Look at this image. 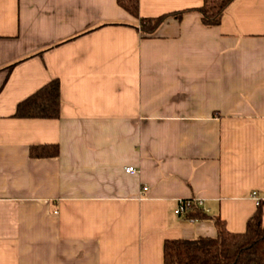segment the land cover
I'll return each instance as SVG.
<instances>
[{"label": "crops", "instance_id": "0c3cea01", "mask_svg": "<svg viewBox=\"0 0 264 264\" xmlns=\"http://www.w3.org/2000/svg\"><path fill=\"white\" fill-rule=\"evenodd\" d=\"M202 3L139 0L166 16L145 35L117 0H0V264H163L216 218L243 232L253 191L264 220V0L215 26ZM52 79L59 117L13 116Z\"/></svg>", "mask_w": 264, "mask_h": 264}, {"label": "trees", "instance_id": "16d2710c", "mask_svg": "<svg viewBox=\"0 0 264 264\" xmlns=\"http://www.w3.org/2000/svg\"><path fill=\"white\" fill-rule=\"evenodd\" d=\"M233 2L234 0H203L202 5L193 10L199 13L203 25L215 26L220 23L223 14ZM117 3L135 19L131 24H134L141 34H152L166 17H141L139 0H117ZM184 12L173 15L180 17ZM59 106V81L52 79L20 101L13 116L57 118ZM57 153V145L46 144L30 148V155L33 157H52ZM260 206L261 203L247 220L243 232L228 231L224 222L216 218V235L213 237L166 239L163 244V264H264V220ZM204 215L200 208L194 207L184 217L202 218Z\"/></svg>", "mask_w": 264, "mask_h": 264}, {"label": "built area", "instance_id": "2783aa9c", "mask_svg": "<svg viewBox=\"0 0 264 264\" xmlns=\"http://www.w3.org/2000/svg\"><path fill=\"white\" fill-rule=\"evenodd\" d=\"M125 171L128 173H136V169L132 166L126 167ZM251 196L256 202V205L258 206L261 203V199L258 197L257 192L253 191L251 193ZM198 207L202 211H205V208L203 207V202L201 199H185L178 202L177 208L175 210L176 214L179 216H184L190 209ZM187 220L193 222L195 221V218H187Z\"/></svg>", "mask_w": 264, "mask_h": 264}]
</instances>
